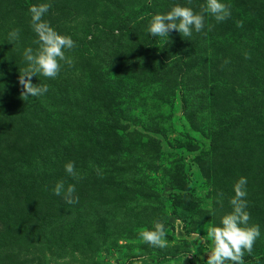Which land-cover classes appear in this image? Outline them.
Returning a JSON list of instances; mask_svg holds the SVG:
<instances>
[{"label": "rangeland", "instance_id": "374dc122", "mask_svg": "<svg viewBox=\"0 0 264 264\" xmlns=\"http://www.w3.org/2000/svg\"><path fill=\"white\" fill-rule=\"evenodd\" d=\"M40 2L0 0V264H205L240 176L261 228L245 264H264V0H224L230 17L169 38L146 32L151 14L204 0H50L44 19L76 42L72 64L32 77L48 91L25 99ZM58 181L75 185L73 203ZM158 219L163 249L139 236Z\"/></svg>", "mask_w": 264, "mask_h": 264}, {"label": "clouds", "instance_id": "9594fccd", "mask_svg": "<svg viewBox=\"0 0 264 264\" xmlns=\"http://www.w3.org/2000/svg\"><path fill=\"white\" fill-rule=\"evenodd\" d=\"M50 8V0L32 4L28 8L29 26L35 34L33 43L38 47L35 50L31 46L23 49L22 57L25 67L19 74L18 83L22 88L21 95L25 99L42 97L48 91L46 83L33 84L32 77L39 74L45 78L55 79L64 63L72 64L71 57H67L65 53L74 48L76 42L70 35L58 32L47 19H44ZM207 14H210L217 22L223 21L231 15L230 5L224 0H204L201 10L194 11L192 7L176 3L166 12L151 14L146 32L152 37L169 38V33L175 30L180 36L182 34L184 37H190L193 32L198 33L206 27ZM19 35L20 30L13 28L9 31L8 38L10 42L16 41ZM64 171L68 176L75 177L74 162L65 163ZM247 183V178L244 176H240L233 183V195L228 200L231 210L220 216L218 224L208 226L206 235L209 240V250L206 252L205 264H245L244 254H250L254 243L261 237L260 225L249 223ZM62 190L66 193V202L73 203L72 194L75 192V185L69 184L65 189L64 182L58 181L52 189L57 196ZM222 197L223 193L218 192L215 204H222ZM207 208L211 215L215 210L212 198H209ZM166 232L164 221L158 219L153 221L151 228L141 231L139 236L147 245L163 249L169 244ZM194 235L199 237L198 233ZM192 247L196 251L199 248L195 241L192 242Z\"/></svg>", "mask_w": 264, "mask_h": 264}]
</instances>
